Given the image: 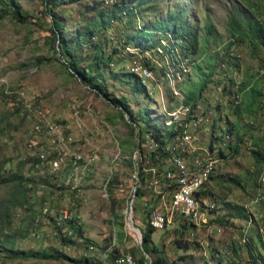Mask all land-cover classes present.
<instances>
[{"label":"rangeland","instance_id":"rangeland-1","mask_svg":"<svg viewBox=\"0 0 264 264\" xmlns=\"http://www.w3.org/2000/svg\"><path fill=\"white\" fill-rule=\"evenodd\" d=\"M2 1L8 0H0L1 14L5 6ZM16 1L21 18L11 13L0 18V167L11 174L10 183L19 175L32 182L28 183V199L11 210L9 223L0 219V233L14 235L15 249L53 247L74 260L18 258L0 251V264H110L117 251L129 252L136 262L143 254L137 235L141 237L148 222L150 204L161 203L159 197L148 200L153 170L171 167L167 152L158 148L149 151L153 139L145 121L160 133L173 131L172 126L163 124L166 115L161 111L162 101L171 111L181 99L171 93L169 81L159 75L145 82L146 93H132V84L120 72L127 71V64L136 58L122 49L119 40L138 24L161 21L177 9H183L182 17L187 16L188 22L198 27L199 49L190 55L188 72L175 85L184 93L204 77L193 67L194 61L205 72L213 65L197 101L207 117L206 131L196 141L200 153L186 159L191 163L204 158L203 150L217 148L219 142L223 155L205 183L215 207L201 209L195 236L190 241L179 238L188 223L184 216L177 215L165 229L154 231L153 242L173 264H251L248 242L264 258V248L257 238L264 202L255 200V195L264 191V179L255 169L264 166H255L252 156L253 150L264 146V44L254 38L242 41L228 29L233 13L264 25V0H144L137 8V18L128 14L100 31L95 40H102L106 50L118 48L110 64L119 73L118 78H107V88L115 96L127 97L131 113L109 104L63 64L59 48L53 46L49 31L52 23L43 0ZM116 1L122 0L65 1L55 7L64 24L63 36L67 39L82 32L100 10L110 13ZM129 1L137 4V0ZM207 21L217 32L214 36L205 33ZM74 51L79 64L86 66L94 48L82 43L74 45ZM239 84L247 88L254 85L262 93L251 112L241 118L233 112L236 104L244 101ZM237 93L236 100L232 96ZM228 120L236 122L242 137L239 152L233 156L222 139ZM173 141L166 145L171 148ZM77 155L81 156L79 160H75ZM235 176L240 185L231 181ZM6 194L7 186L0 185V198ZM227 202L244 205L249 219L231 216ZM63 212L83 232L74 244L60 242L63 228L57 227L54 217ZM85 257L90 261L85 263Z\"/></svg>","mask_w":264,"mask_h":264},{"label":"trees","instance_id":"trees-1","mask_svg":"<svg viewBox=\"0 0 264 264\" xmlns=\"http://www.w3.org/2000/svg\"><path fill=\"white\" fill-rule=\"evenodd\" d=\"M65 1L76 0H43L48 8L47 14L52 23L49 31L53 38V46L59 48L58 52L63 57V64H65L69 71L80 81L86 84L97 95L104 98L109 104L117 107L120 110H125L131 113L127 97L124 95L115 96L112 92H109L106 85L107 78L113 80L118 78L119 73L112 70L113 68L110 67V64L113 63L114 55L118 52V48L115 47L113 49L110 48V50H106L104 42L102 40H95V37L100 31L106 30L110 24H112V22H119L123 17H127L128 14L130 18H137V13L140 12V10L137 8L139 5L144 3V0H137L136 5H134L129 0L114 2L112 4L113 6L110 13L100 10L92 23L86 25L85 30L82 32L77 31L74 36L67 39L62 34L64 24L61 22L58 14L54 10L55 7L65 3ZM2 3L5 4V6L2 8L1 12L3 14L0 13V18L9 13L17 18H21L20 6L16 0H8L7 2L2 1ZM9 9H12L11 12ZM182 15L183 9H177L172 13L167 14L161 21H147L143 22L142 24L140 23L133 31L127 32V34L124 35L122 41L119 40V45L122 47V49L131 47L142 53L145 51H150L152 55L156 57H161L159 54V50H161L162 52L173 56V58H176L177 61H179V58L182 55L187 57L189 60L190 55L198 53V27L192 23H189L187 16L182 17ZM228 24V29L232 36H238L242 41L249 38L260 39L264 44V25L262 22L254 20L252 17L239 18L237 14L233 13L229 17ZM204 28L205 33L208 36H214L217 34L212 22L210 21L205 23ZM82 43L89 44L94 48V53L86 66H81L79 64L78 58L74 51V45H81ZM127 54L129 56L134 55L131 52H127ZM192 64L195 70H198L199 72L202 71L204 77L197 82H193L192 86L187 88V90L184 92L182 103L190 105V108H193L197 104L198 97L205 89L213 71V65L210 66L208 72H205L202 66L196 61H194ZM159 71L162 72V69ZM105 72H107L106 75L104 74ZM120 73L121 76L128 78L125 80L132 84V93H146V84L142 83L140 78L135 73L128 70L122 71ZM158 75L160 76V73H158ZM238 90L242 92L244 101L240 103L238 102L233 112L237 118H241L244 113L251 112V108L253 105H255L257 99L262 93L254 85H250V87L247 88L244 84H239ZM145 123L146 127H151V129H148V132L150 133L152 139L156 141L158 149L163 151L165 154L164 147L175 136L176 131H171L169 133L166 132L163 134L160 133V130L155 127L154 124H150L147 119ZM226 132L229 134L230 139L226 141L224 148L228 149V154H230V156L236 155L239 152L242 141V137L239 135L237 130L236 122L228 120ZM252 154L255 166H264V146H260L256 151L253 150ZM219 155H223V151L221 149L219 150ZM263 171L264 168L255 169V173L257 174L259 172L261 176ZM10 178L11 174H5V171L0 167V185L7 186L6 196L0 198V219L4 218V220H7L6 222L8 223L11 217V210L23 205L28 199V183L32 182L31 178H25L21 175L17 177V181L14 180L12 183H10ZM231 181L234 184L240 185V179L236 176L233 177ZM202 191L206 196L208 195L205 187ZM136 192L139 194L138 190H136ZM226 207L230 211L231 216L247 220L249 219L250 214L244 205L227 202ZM148 213L149 211L146 214ZM66 223H68L73 228L74 238L69 235L60 234V242L63 245L74 244L75 238L82 237L83 232L81 227L73 218L67 219ZM257 223V238L261 243V247L264 248V212L259 217ZM183 226L184 230L180 232L179 238H182V235L188 229L187 224ZM154 231V228L148 222H146L144 228L141 231V247L144 253L137 259L138 264H173L163 253V250L153 242L152 235ZM13 236L14 235L8 234L4 231L0 233V251L8 252L12 257L74 260L73 258H70L68 255L53 247L29 250L15 249L13 248ZM177 244L181 246L180 243L177 242ZM247 253L249 258L248 262L251 264L262 263L264 259L263 254L251 242H248ZM146 254L150 256V259L146 257ZM118 255H120L118 251L116 254L112 255L110 264H113V260ZM83 261L87 263L90 260L85 257ZM231 264H235V262H231Z\"/></svg>","mask_w":264,"mask_h":264},{"label":"built area","instance_id":"built-area-1","mask_svg":"<svg viewBox=\"0 0 264 264\" xmlns=\"http://www.w3.org/2000/svg\"><path fill=\"white\" fill-rule=\"evenodd\" d=\"M126 49L136 58L132 63L127 64L126 70L135 73L144 84L160 73V77L169 81L171 93L181 99L171 111L162 101L161 111L166 115L163 124L172 126V130L176 131V134L173 137L174 145L171 148L167 145L166 148L164 147L165 152L169 155L171 167L163 171L153 170L148 189L150 194L148 200H155L159 197L161 203L157 206L150 204L147 218L154 230H162L177 215L184 216L187 219L188 229L182 235V239L190 241L198 229V220L202 215L201 209L208 210L215 207L216 203L212 201L214 199L206 196L202 190H204L206 181L215 172L217 162L220 160V155H216L214 152L222 150L223 145L219 142L216 144L217 148L203 150L205 154L202 159L193 160L191 163L186 159L187 155L195 152L200 153L196 151L198 148L196 141L203 137V133L206 131L205 120L207 118L204 116V110L200 104L190 108V105L182 103L184 93L175 85V81L180 80L188 72L189 60L187 57L182 55L177 61L176 58L161 50H159L161 57H156L150 51L142 53L131 47H126ZM160 69L162 72L159 71ZM232 97L237 100L238 95L234 94ZM223 139L225 141L230 139L226 131L223 134ZM148 148L150 152H155L158 150L157 143L152 140ZM80 158L81 156L77 155L75 160ZM55 165L57 166V163ZM262 178L264 179V171ZM255 200L258 203L264 202V191L257 193ZM67 219L69 218L63 212V215L54 217V223L57 227L63 228L64 235L72 236L73 228L66 223ZM89 248L92 249V246ZM103 264H109V262ZM113 264L138 263L129 252H126L120 253L113 260Z\"/></svg>","mask_w":264,"mask_h":264},{"label":"water","instance_id":"water-1","mask_svg":"<svg viewBox=\"0 0 264 264\" xmlns=\"http://www.w3.org/2000/svg\"><path fill=\"white\" fill-rule=\"evenodd\" d=\"M133 202H134V199L131 200V204H130V212H133V209H134V206H133ZM130 221V219H129ZM130 224L132 225V221H130ZM137 244L139 245L140 249L142 250V252L144 253L142 247H141V237H140V234L137 235Z\"/></svg>","mask_w":264,"mask_h":264},{"label":"bare ground","instance_id":"bare-ground-1","mask_svg":"<svg viewBox=\"0 0 264 264\" xmlns=\"http://www.w3.org/2000/svg\"><path fill=\"white\" fill-rule=\"evenodd\" d=\"M131 214H132V212H131ZM131 214H130V215H131Z\"/></svg>","mask_w":264,"mask_h":264},{"label":"crops","instance_id":"crops-1","mask_svg":"<svg viewBox=\"0 0 264 264\" xmlns=\"http://www.w3.org/2000/svg\"><path fill=\"white\" fill-rule=\"evenodd\" d=\"M153 236V235H152Z\"/></svg>","mask_w":264,"mask_h":264}]
</instances>
